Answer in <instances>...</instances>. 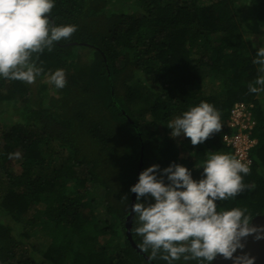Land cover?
<instances>
[{
    "label": "trees",
    "instance_id": "trees-1",
    "mask_svg": "<svg viewBox=\"0 0 264 264\" xmlns=\"http://www.w3.org/2000/svg\"><path fill=\"white\" fill-rule=\"evenodd\" d=\"M49 15L77 30L39 54L34 83L0 78V264H151L126 235L142 154V170L176 162L200 178L208 151L233 154L224 138L236 133L240 103L259 144L247 187L218 208L264 213V93L248 91L264 0H56ZM58 68L59 89L49 78ZM201 101L220 111L222 128L178 142L169 122ZM95 189L103 216L87 201ZM37 227L49 229L45 250L23 241Z\"/></svg>",
    "mask_w": 264,
    "mask_h": 264
},
{
    "label": "clouds",
    "instance_id": "clouds-1",
    "mask_svg": "<svg viewBox=\"0 0 264 264\" xmlns=\"http://www.w3.org/2000/svg\"><path fill=\"white\" fill-rule=\"evenodd\" d=\"M55 3L0 0V78L34 83L43 72L36 62L39 54L51 51L55 42L71 38L77 30L75 24L52 23L49 14ZM252 63L257 75L248 82V91L259 95L264 93V43L256 47ZM49 78L58 89L67 83L63 69H56ZM222 126L220 111L208 101L191 106L168 124L172 137L186 136L193 145ZM253 137L257 147L259 140ZM20 155L9 153L10 157ZM197 168L203 169L198 179L189 167L176 162L163 168L152 164L139 173L130 186L136 201L128 210L131 231L141 238L140 248L150 249V260L159 257L166 264L180 260L212 264L218 256L232 264H255L256 257L243 249L250 235L264 239V225L253 224L247 208H218V202L236 197L247 187L244 176L251 172L249 164L218 150L208 151Z\"/></svg>",
    "mask_w": 264,
    "mask_h": 264
},
{
    "label": "built area",
    "instance_id": "built-area-1",
    "mask_svg": "<svg viewBox=\"0 0 264 264\" xmlns=\"http://www.w3.org/2000/svg\"><path fill=\"white\" fill-rule=\"evenodd\" d=\"M229 126L236 129V133L225 136L226 146L231 147L233 154L247 162L252 169L254 162L251 151L257 145V140L253 137V116L247 104L240 103L234 106L231 110Z\"/></svg>",
    "mask_w": 264,
    "mask_h": 264
},
{
    "label": "water",
    "instance_id": "water-1",
    "mask_svg": "<svg viewBox=\"0 0 264 264\" xmlns=\"http://www.w3.org/2000/svg\"><path fill=\"white\" fill-rule=\"evenodd\" d=\"M143 168V154H142V159L140 162V166L137 172V177L135 179V183L138 180L139 173L142 171ZM136 201V194L132 193V198H131V204L135 203ZM132 219L131 216H127L126 219V235L128 241L132 244V246L140 253L142 254L148 261H150L151 264H155L152 260L149 259V256H147L142 249L136 245V243L133 240L132 236ZM253 224L255 225H264V213L261 215H258L253 218ZM241 250H237V254ZM243 251L250 253L251 255L256 257L255 264H264V239L257 240L254 238V235H250L247 240H246V247L243 249ZM213 264H232V261L224 259L222 256H218L216 260L213 261Z\"/></svg>",
    "mask_w": 264,
    "mask_h": 264
},
{
    "label": "rangeland",
    "instance_id": "rangeland-1",
    "mask_svg": "<svg viewBox=\"0 0 264 264\" xmlns=\"http://www.w3.org/2000/svg\"><path fill=\"white\" fill-rule=\"evenodd\" d=\"M263 29L264 28H262L261 31ZM175 138L178 142H181L183 140V135L179 137H175ZM102 198H103V192L101 190L95 189L93 190L92 194L89 196V199L87 200L88 202H91L92 204H94V206H96V212H98L100 216L104 215L103 205L100 204ZM30 215L31 213L29 214V216ZM14 230H17V228L15 227ZM27 236H28L27 239H23V241L33 245L37 249L39 248V249L45 250L46 247H48V245L51 242V237L49 235V229L47 228L46 229H44L43 227L32 228L28 231ZM116 243L122 244L123 243L122 238L116 239L115 244Z\"/></svg>",
    "mask_w": 264,
    "mask_h": 264
}]
</instances>
